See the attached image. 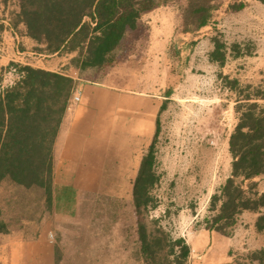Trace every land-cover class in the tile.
Here are the masks:
<instances>
[{"label":"rangeland","instance_id":"rangeland-1","mask_svg":"<svg viewBox=\"0 0 264 264\" xmlns=\"http://www.w3.org/2000/svg\"><path fill=\"white\" fill-rule=\"evenodd\" d=\"M239 1L246 4L243 9H230V3ZM3 10L0 3V19ZM167 14L162 10L156 15V21H160L155 22L157 29L152 31V26L144 22L128 36L105 76L111 74V85L129 90L131 80L145 79L144 69L149 66L153 69L148 78L152 92L172 90L168 106L160 115L153 149L150 145L142 151L146 156L152 152L154 157L153 170L158 179L151 190L154 201L138 210L134 185H98L95 192L83 191L80 211L64 219L55 214L54 207L47 209L41 189H25L6 181L0 197L4 218L10 225V232L3 233L5 237L34 242L45 231L55 248L56 264H146L139 222L152 231L157 229L158 220L160 227L175 238L206 227L211 198L231 172L228 139L237 123L235 96L225 88L222 76L239 78L243 84L264 85V1L228 0V10L226 6L220 10L216 25L182 39H197V44L185 46L180 59L164 53L163 60L147 62L146 55L162 50L151 45L152 36L170 33ZM2 25L0 21V63L17 58L14 55L23 52L24 46V60L20 61L40 64L42 57ZM214 38L228 46L224 66L210 60ZM236 43L241 46L240 55L232 50ZM94 78L104 80L99 75L88 77ZM257 181L264 187V175ZM250 219L252 216L244 214L239 224ZM257 241L259 245L264 243V236ZM252 251L245 241L244 248L232 251V264H249ZM166 257L167 249L158 248L156 264H168ZM224 260L218 263L229 264L228 258Z\"/></svg>","mask_w":264,"mask_h":264},{"label":"trees","instance_id":"trees-1","mask_svg":"<svg viewBox=\"0 0 264 264\" xmlns=\"http://www.w3.org/2000/svg\"><path fill=\"white\" fill-rule=\"evenodd\" d=\"M264 1V0H262ZM227 0H1L2 19L13 30L32 38V52L40 56H71L65 69L73 68L83 78L105 77L116 63L124 42L143 23L146 15L162 6L178 11L174 36L166 53L180 59L185 46L197 39L182 41L203 28L216 25ZM14 8L10 9V5ZM246 6L230 3L232 10ZM210 60L224 66L226 43L213 39ZM179 43L181 44L179 46ZM183 46V47H182ZM25 51L26 47H22ZM242 54L240 44L232 46ZM165 53V56L167 55ZM167 59V58H166ZM224 86L235 97L237 123L229 138L231 172L212 196L208 230L225 236L234 233L238 218L245 211L259 212L258 231H264V192L258 191V177L264 175V85L243 84L239 78L222 76ZM76 80L65 71H51L11 60L0 66V189L9 181L25 189H41L48 210L53 207V151L66 115ZM172 94L166 89L161 113ZM160 113V115H161ZM160 117L157 122L159 134ZM154 142L150 150L153 149ZM152 152L143 158L134 185L135 206L139 210L154 201L151 190L158 180ZM149 231L139 222V238L146 264H156L158 248L167 249L168 264H190L191 246L184 237L175 238L159 225ZM0 202V233H9ZM249 264H264V248L248 255Z\"/></svg>","mask_w":264,"mask_h":264},{"label":"crops","instance_id":"crops-1","mask_svg":"<svg viewBox=\"0 0 264 264\" xmlns=\"http://www.w3.org/2000/svg\"><path fill=\"white\" fill-rule=\"evenodd\" d=\"M162 10L168 13L166 18L170 23V33L152 36L151 45L161 47L162 50L157 55H146L144 60L147 62L163 60L174 36L178 13L175 7L162 6L146 15L143 23L150 24L152 31L153 28L157 29L156 23L160 21L155 18ZM0 21L2 29H9L18 42L22 39L32 49L37 45L32 38L16 33L7 19L1 18ZM25 52L18 51L14 55L17 58L3 59L0 66L11 60L26 63L20 61ZM41 57L40 64H28L56 72L65 71L76 80V88L53 151L54 212L60 218L69 219L80 211L83 191L95 192L98 185H135L142 160L146 157L142 151L148 149L153 142L166 97L163 96L162 89L159 94L152 92L149 79L153 69L149 66L144 69L145 79L142 81L134 78L131 80L132 87L126 90L109 83L111 74L104 77V80L88 79L80 76L72 67L65 69L71 56ZM79 92L81 100L75 102L74 96ZM3 186L4 184L0 189V197ZM258 191L264 192L261 184H258ZM244 214H249L252 219L241 225L239 220ZM259 215V212L245 211L239 216L231 236L207 228L185 235L184 238L191 246L190 264H219L226 258L232 264V251L244 248L245 241L249 242L250 250L264 248V243L259 245L257 241L258 237L264 236V231L260 232L256 227ZM47 238L45 231L34 242L10 240L0 233V264H56L55 248Z\"/></svg>","mask_w":264,"mask_h":264},{"label":"built area","instance_id":"built-area-1","mask_svg":"<svg viewBox=\"0 0 264 264\" xmlns=\"http://www.w3.org/2000/svg\"><path fill=\"white\" fill-rule=\"evenodd\" d=\"M81 100V93H77L75 96H74V101L75 102H79Z\"/></svg>","mask_w":264,"mask_h":264}]
</instances>
